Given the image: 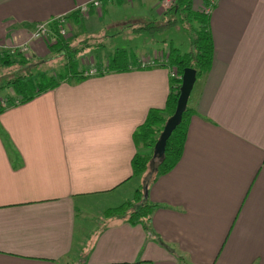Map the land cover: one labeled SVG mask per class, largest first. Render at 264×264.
I'll list each match as a JSON object with an SVG mask.
<instances>
[{
    "label": "crops",
    "instance_id": "obj_1",
    "mask_svg": "<svg viewBox=\"0 0 264 264\" xmlns=\"http://www.w3.org/2000/svg\"><path fill=\"white\" fill-rule=\"evenodd\" d=\"M90 1L0 0V51L27 44L32 61L64 58L65 71L89 37L114 25L118 5L147 4L159 15L153 23H162L158 0H100L102 10L76 13ZM208 15L211 63L188 96L178 161L146 188L158 205L148 231L102 214L140 183L131 159L146 151L132 132L147 110L165 104L163 63L0 102V264H264V0H216ZM141 18L131 16L126 31L152 23ZM38 24L49 35L30 40ZM119 50L129 54L101 48L86 61L104 66ZM154 51L138 50L135 63Z\"/></svg>",
    "mask_w": 264,
    "mask_h": 264
},
{
    "label": "trees",
    "instance_id": "obj_2",
    "mask_svg": "<svg viewBox=\"0 0 264 264\" xmlns=\"http://www.w3.org/2000/svg\"><path fill=\"white\" fill-rule=\"evenodd\" d=\"M205 4V0H202V7ZM202 7H194L193 0H174L168 10L163 12L164 15L167 13L170 14L169 16L171 17H169L168 20L166 19L161 25L149 23L132 29L134 33H141L152 32L164 27L179 26L186 30H190L192 38L190 39V48L187 52H182L173 46H167L168 48H166L165 51H156L163 60V65H165L169 71H173L176 77L169 76V89L164 106L162 108H150L147 110L142 123L132 132V139L135 146H144L150 149L148 153H134L131 159L132 175L140 178L148 168L151 170L150 175L146 180L140 181L138 187L134 190L129 199L125 200L117 207L105 210L102 214L103 221L124 219L127 223L132 225L138 224L145 231H148V222L151 213L158 205L144 198V193L148 185L154 182L159 176L170 171L178 161L182 152L188 118L192 113V109L186 105L179 123L175 126L166 140L161 157L152 158L153 144L162 129L164 121L174 110L182 69L185 67L194 69L196 79H200L207 69H209L211 63L212 45L208 31L209 15L203 13ZM59 41L60 39H57L54 44L49 45L55 52L59 51V49H55L57 45L60 44ZM23 55L24 54L17 51H0V69L12 65L18 66V68L29 66L28 62L30 59L27 60ZM71 56H73V54H71L70 57ZM124 61H126V64ZM155 65L156 64L153 66ZM64 66L65 64L63 67ZM72 67L73 65H68L63 73L57 75L51 74L47 76L45 73L34 76L31 74H13L10 78L1 80L0 87H4L5 84L12 92L11 95L4 98L2 102L9 105L15 102L24 103L42 92L55 88L62 81H68L71 78L79 80L84 79V70L74 71ZM89 67L95 68L97 75H100L106 71H127L129 68H136L137 64L135 63L134 56H130L126 52L119 50L115 51L113 56L106 60L104 66L93 63L86 68L88 69ZM1 103L0 111L3 109ZM151 163L153 164L152 168ZM157 243L163 244V242L159 240Z\"/></svg>",
    "mask_w": 264,
    "mask_h": 264
},
{
    "label": "rangeland",
    "instance_id": "obj_3",
    "mask_svg": "<svg viewBox=\"0 0 264 264\" xmlns=\"http://www.w3.org/2000/svg\"><path fill=\"white\" fill-rule=\"evenodd\" d=\"M125 1L126 0H122ZM174 0H172L168 5H164L163 3H159V0L157 2V11L161 12V22L163 23L166 19L168 20L170 14L163 12H166L168 10L169 6L172 5ZM99 4L96 7L98 10L101 9L100 0H98ZM208 1L205 0V3ZM86 4V3H85ZM124 4V3H123ZM206 5V4H205ZM204 5V6H205ZM193 6L194 7H202V0H193ZM89 7H92L91 5H87L86 11L84 13L88 12ZM212 9V8H211ZM211 11V10H210ZM77 14H81L79 10H76ZM140 13H144L146 18H141L144 20L142 23H148V22H156L159 20V15H156L152 7L146 5H133V6H127V5H118L114 9L113 14L114 16V25L110 26L108 28H102L100 32H98L96 37H93L92 39L88 38V48L85 50V52H79L77 54H73L72 56V65L73 69H80V67L83 66H90L91 63H88L86 59L88 57L98 55L96 50H100L103 48L104 50H113L115 46L123 47L125 48V51H127L131 56L136 55L139 51L142 53H145L149 50H155L160 51L162 48H166L167 44L163 43V40L167 43L168 41L172 40L175 47H177L182 52H187L190 46V39L192 38V33L190 30H186L185 28L179 27V26H171V27H164L161 29L154 30L152 32H144V33H137V34H131L126 31L128 28V25L132 24V20L130 19L131 16L138 15ZM210 13V12H209ZM205 13V14H209ZM107 21V15H104L102 18V21ZM64 23V20H63ZM162 23H159L157 25H161ZM64 27V26H63ZM100 44V47L98 46H91L96 45V43ZM80 45V43H78ZM165 50V49H163ZM110 51V52H111ZM146 54V53H145ZM24 58L27 60L30 59L29 66L26 67H19L12 65L9 67L1 68L0 69V83L1 80H5L7 78H10L13 74H31V75H38L40 73H45V75H53V74H61L63 73V69L61 68V65L63 64L64 58H43L41 62L39 61H32L30 58V53L23 55ZM142 57V56H141ZM86 62V63H85ZM18 68V69H17ZM208 70V69H207ZM170 71L168 70V73ZM207 72V71H206ZM205 72V73H206ZM204 73V74H205ZM199 82V81H197ZM199 84V83H197ZM11 90L4 84V87H0V102L4 100L7 96L11 95ZM192 104L191 99L187 100L186 105ZM146 151L142 153H148L150 149L140 146V151ZM153 167V164L151 163V168ZM150 169L146 170L142 176L140 177V181L146 180L150 175Z\"/></svg>",
    "mask_w": 264,
    "mask_h": 264
},
{
    "label": "water",
    "instance_id": "obj_4",
    "mask_svg": "<svg viewBox=\"0 0 264 264\" xmlns=\"http://www.w3.org/2000/svg\"><path fill=\"white\" fill-rule=\"evenodd\" d=\"M195 70L189 67L182 69L180 75V84L178 87V95L175 102V107L170 116L166 118L163 123L162 129L158 134L156 141L152 147V158H159L162 156L166 140L170 133L173 131L175 126L181 119L182 112L184 111L187 103L188 96L192 89L193 83L195 82ZM146 198V192L144 193Z\"/></svg>",
    "mask_w": 264,
    "mask_h": 264
},
{
    "label": "built area",
    "instance_id": "obj_5",
    "mask_svg": "<svg viewBox=\"0 0 264 264\" xmlns=\"http://www.w3.org/2000/svg\"><path fill=\"white\" fill-rule=\"evenodd\" d=\"M172 0H159V3H163L165 6L168 5ZM208 2L206 3L205 6L202 7L203 13H209L213 5L215 4L216 0H207ZM92 7H97L99 2L98 0H91L89 3ZM88 4H82L75 8V10H79L80 12L84 13L86 11L87 5ZM63 19L57 20V34L60 36H65L66 35V29L62 25ZM49 35V32L47 31L46 25L45 24H38L36 29L30 34V40H36V39H43ZM12 51H17L22 54H28V48L27 44L20 45L14 49H11ZM163 60L161 59L160 55L158 52L154 51L152 54L147 57V58H140L137 62L138 68H146L153 66L154 64H160L162 63ZM83 75L86 76H93L97 75V71L93 67H89L83 72ZM170 77H176L175 73L173 71L169 72Z\"/></svg>",
    "mask_w": 264,
    "mask_h": 264
}]
</instances>
